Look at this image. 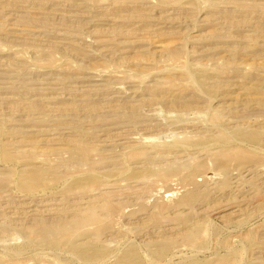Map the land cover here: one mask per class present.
I'll use <instances>...</instances> for the list:
<instances>
[{
  "label": "rangeland",
  "instance_id": "rangeland-1",
  "mask_svg": "<svg viewBox=\"0 0 264 264\" xmlns=\"http://www.w3.org/2000/svg\"><path fill=\"white\" fill-rule=\"evenodd\" d=\"M0 264H264V0H0Z\"/></svg>",
  "mask_w": 264,
  "mask_h": 264
},
{
  "label": "bare ground",
  "instance_id": "bare-ground-1",
  "mask_svg": "<svg viewBox=\"0 0 264 264\" xmlns=\"http://www.w3.org/2000/svg\"><path fill=\"white\" fill-rule=\"evenodd\" d=\"M148 161V160H147ZM107 205V204H106ZM107 206H109V212H108V214L110 215V213L113 211V209H114V206L112 205V204H109V205H107ZM219 211V210H218ZM220 212V211H219ZM218 213V212H217ZM132 256H130V258H131ZM129 258V259H130Z\"/></svg>",
  "mask_w": 264,
  "mask_h": 264
}]
</instances>
